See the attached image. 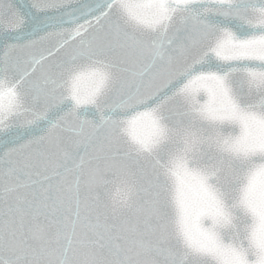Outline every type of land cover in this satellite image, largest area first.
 I'll return each instance as SVG.
<instances>
[{
    "label": "snow or ice",
    "instance_id": "6c2138e0",
    "mask_svg": "<svg viewBox=\"0 0 264 264\" xmlns=\"http://www.w3.org/2000/svg\"><path fill=\"white\" fill-rule=\"evenodd\" d=\"M0 264H264V0H0Z\"/></svg>",
    "mask_w": 264,
    "mask_h": 264
},
{
    "label": "water",
    "instance_id": "95a60500",
    "mask_svg": "<svg viewBox=\"0 0 264 264\" xmlns=\"http://www.w3.org/2000/svg\"><path fill=\"white\" fill-rule=\"evenodd\" d=\"M23 2L26 4L28 3V0H23ZM13 3L19 4L20 0H13Z\"/></svg>",
    "mask_w": 264,
    "mask_h": 264
}]
</instances>
